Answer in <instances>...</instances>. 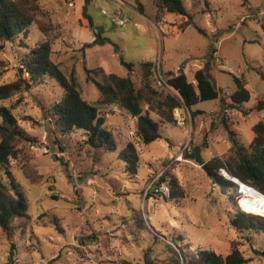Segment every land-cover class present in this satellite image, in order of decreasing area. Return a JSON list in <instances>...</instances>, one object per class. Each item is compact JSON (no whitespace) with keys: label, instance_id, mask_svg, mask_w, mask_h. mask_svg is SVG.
Instances as JSON below:
<instances>
[{"label":"rangeland","instance_id":"obj_1","mask_svg":"<svg viewBox=\"0 0 264 264\" xmlns=\"http://www.w3.org/2000/svg\"><path fill=\"white\" fill-rule=\"evenodd\" d=\"M121 1L135 12H139L136 5L140 2L144 18L156 29L129 10L126 24L117 26L111 20L112 1L90 0L86 13L102 27L99 33L107 40L92 47H85L87 42L76 33L75 28L81 26L79 13L68 10L63 0L37 2V19L52 29L51 57L67 76H74L84 100L99 98L96 87L87 80L86 68L128 74L139 87L138 62L145 57L142 45L152 35L156 49L150 57L157 64L149 81L158 94L171 91L162 71L184 68L188 80L194 82L191 68L199 63L209 66L223 101H200L189 110L176 108L173 122L149 110V116L158 122L160 138L148 144L136 136V117L117 104H107L101 113L117 141L116 151L111 152L92 147L83 129L58 128L50 108L63 91L52 79L1 100L0 105L10 107L18 124L34 137L24 150L41 179L30 183L12 161L11 173L27 198L30 216L29 220H15L8 234L0 228V264L6 262L12 247L17 264H182L176 261L181 260L180 252L194 254L197 248L222 256L237 249L247 259L245 264H264L260 254L264 235L230 224L239 206L237 193L222 190L212 183L203 163L185 157L199 155L204 163L214 157L226 158L232 138L247 148L253 125L264 121V109H257L258 101L264 100V0H183L192 22L202 31L187 24L180 14L166 13L161 17L163 23H157L152 15L154 0ZM135 22L142 24L143 32ZM41 36L33 30L23 41L32 45ZM19 44L0 45V84L18 78L23 50ZM212 48L215 52L208 65ZM120 54L135 64L131 72L120 63ZM217 58L221 64L216 63ZM101 75L96 78L103 81ZM232 75L245 79L248 101L231 103L228 94L236 89ZM22 77L27 78V73ZM147 108L144 105V111ZM192 110L199 113L191 116ZM128 142L137 153L135 173L126 171L124 160L117 155ZM0 178L6 181L2 169ZM161 181L168 185V195L151 189Z\"/></svg>","mask_w":264,"mask_h":264},{"label":"trees","instance_id":"obj_2","mask_svg":"<svg viewBox=\"0 0 264 264\" xmlns=\"http://www.w3.org/2000/svg\"><path fill=\"white\" fill-rule=\"evenodd\" d=\"M89 1H84L82 16L87 20L88 28L94 32L95 37L91 42L85 43V47L107 42L106 38L101 37L99 33L102 28L95 26L91 17L86 13V5ZM37 2L38 0H0V45L17 41L23 49L19 56L18 78L0 84V101L17 92L29 90L32 84L52 79L63 91L62 96L55 100L50 108L58 128L62 131L83 129L87 134L86 140L92 147H103L111 152L116 151L117 141L105 125V118L101 113L102 107L107 104H117L136 117V136L143 143L148 144L160 138L158 122L149 116V110L161 116L165 121L173 122L175 120L173 111L176 108L186 107L189 110L200 101L213 99L223 101L221 90L217 88L208 73L209 66L200 67L193 72L194 82L188 80L182 70L176 74L171 71H162L164 84L171 91L158 94L149 81L156 66V63L152 61L138 62L141 72L139 87H135L128 74L122 76L113 72L104 73L101 67L86 68L87 80L96 87L99 98L92 102L84 100L74 76H67L51 57L53 53L50 37L52 29L49 23L37 19L36 14L39 10ZM136 6L140 13L144 12L140 2L137 1ZM154 6L156 21L161 20L166 13L180 14L186 17L187 24H192L198 31H202L192 22V15L186 10L183 0H154ZM33 30L39 31L42 36L34 44L29 45L23 39L29 38ZM113 47L115 51L118 50L117 44ZM213 52L215 49L212 48L207 55L208 65ZM119 61L128 72H131L135 66L133 62L125 61L121 54ZM23 72L27 73V78L22 77ZM99 73H102L103 81L96 78ZM232 78L236 89L228 94L231 103L236 105L248 101L250 92L246 88L245 79L235 75H232ZM144 105H147V111H144ZM257 109H264V100L258 101ZM197 113L199 110L190 111L191 116ZM252 130L254 135L247 148L232 138L231 152L226 158L214 157L204 163L199 155L185 154V157H193L200 164L203 163L212 183L221 186L222 190L227 192L234 190L237 193V185L223 178L218 172L219 167L264 194V121L259 120L253 125ZM34 141V137L18 124L12 109L0 105V169L6 176V181L0 178V228L7 234L11 231L15 220H29L30 216L27 213V198L11 173L12 161L18 163V167L30 183H38L41 179V174L27 161L24 150L25 144H33ZM58 148L63 149L59 143ZM117 155L124 160L126 171L135 173L137 153L133 143L128 142L118 151ZM151 189L154 190L152 186ZM51 197L55 198V195L52 194ZM54 222L58 227L55 218ZM138 223H143L141 217H138ZM230 224L238 230H254L264 235V216L245 212L237 205L236 212L230 218ZM13 254L12 247L4 264H17L12 258ZM260 254L264 256V249ZM172 257L175 260L174 255ZM180 258L181 260L176 261L182 264H245L247 262V259L237 249H232L229 254L222 256L210 249L197 248L194 254L181 251ZM119 264L131 263L122 261Z\"/></svg>","mask_w":264,"mask_h":264},{"label":"built area","instance_id":"obj_3","mask_svg":"<svg viewBox=\"0 0 264 264\" xmlns=\"http://www.w3.org/2000/svg\"><path fill=\"white\" fill-rule=\"evenodd\" d=\"M63 1L67 7L73 8L75 6L77 0H63ZM110 1H112L115 5V9H114L112 16H111L112 22L117 26H124L127 22L126 12L128 10L133 11V9L130 8V6L128 4L124 3L121 0H110ZM101 12L103 14H106V11L104 9H102ZM215 61L217 64H221V60L219 58H217ZM218 172L223 178L231 180L237 185V193L239 194L238 195L239 197L237 199V203L240 202V198L245 196L249 190H252V191L256 192L257 194L260 193L255 188H253L252 186L248 185L247 183L241 181L237 177L231 176L224 168L219 167ZM152 186L154 187L155 192L157 191V192H160V193L166 194V195H168V193H169L168 185L162 181L161 182H155ZM238 205H239L240 209H243L240 204H238ZM243 211L246 212V210H244V209H243Z\"/></svg>","mask_w":264,"mask_h":264},{"label":"crops","instance_id":"obj_4","mask_svg":"<svg viewBox=\"0 0 264 264\" xmlns=\"http://www.w3.org/2000/svg\"><path fill=\"white\" fill-rule=\"evenodd\" d=\"M85 1V0H84ZM64 2V1H63ZM83 5L84 4H82V0H77L76 1V4H75V6L73 7V8H69L68 7V10L70 9L71 11H73V12H75V13H79V15H80V17H81V20L79 21L80 23H81V26L79 27V28H75L76 29V33L78 34V35H80V37L82 38V39H85V42H91L93 39H94V34L92 33V31L88 28V22H87V20L82 16V8H83ZM132 12H135V11H132ZM154 12H155V9L153 10V13H152V15H153V17H154ZM136 14H139V16H141V17H143L144 18V16H145V13L143 12V13H140V12H135ZM145 19V18H144ZM146 21H147V23L149 22L151 25H152V27H154L155 28V26H154V24H152V21L150 20V19H148V18H146L145 19ZM155 20V19H154ZM156 21V20H155ZM163 21H164V18L163 19H161V20H157L156 22L157 23H160V22H162L163 23ZM93 23H94V21H93ZM136 26H137V28H139V30H141L142 32H143V27H142V24H140V23H137V22H135L134 23ZM94 25H97L98 27H100L98 24H95L94 23ZM102 28V27H101ZM156 29V28H155ZM100 31V30H99ZM163 33L164 34H167L168 33V29L167 28H164L163 29ZM177 34V33H176ZM155 39L152 37V35H150L148 38H147V40H146V42L142 45V51L144 52V54H145V57H142V59H141V61H152V62H156V61H154V59L153 58H151L150 56H151V54L153 53L154 54V52H155V49H156V44H155ZM98 44H96L95 46H97ZM102 46V45H101ZM153 47H154V49H153ZM142 52V53H143ZM156 54H157V52H156ZM201 62H203L204 61V58H202L201 60H200ZM156 64H157V62H156ZM201 66L199 65V63H198V65L196 66V67H193V68H191V70H192V72H194L196 69H198V68H200ZM179 70H182V71H184L185 72V69L184 68H180V69H178V70H176V71H171V72H175V74H176V72L177 71H179ZM163 72H167V71H163ZM186 74V73H185ZM194 81V80H193Z\"/></svg>","mask_w":264,"mask_h":264},{"label":"bare ground","instance_id":"obj_5","mask_svg":"<svg viewBox=\"0 0 264 264\" xmlns=\"http://www.w3.org/2000/svg\"><path fill=\"white\" fill-rule=\"evenodd\" d=\"M239 204L247 212L264 216V194L249 190L245 196L240 198Z\"/></svg>","mask_w":264,"mask_h":264},{"label":"water","instance_id":"obj_6","mask_svg":"<svg viewBox=\"0 0 264 264\" xmlns=\"http://www.w3.org/2000/svg\"><path fill=\"white\" fill-rule=\"evenodd\" d=\"M202 168L205 170L206 173L208 172L204 164H202ZM254 252L257 253L258 250H255Z\"/></svg>","mask_w":264,"mask_h":264}]
</instances>
